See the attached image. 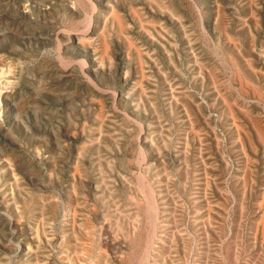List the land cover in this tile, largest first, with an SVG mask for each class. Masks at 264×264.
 I'll return each instance as SVG.
<instances>
[{
	"label": "rangeland",
	"instance_id": "rangeland-1",
	"mask_svg": "<svg viewBox=\"0 0 264 264\" xmlns=\"http://www.w3.org/2000/svg\"><path fill=\"white\" fill-rule=\"evenodd\" d=\"M0 264H264V0H0Z\"/></svg>",
	"mask_w": 264,
	"mask_h": 264
},
{
	"label": "bare ground",
	"instance_id": "bare-ground-1",
	"mask_svg": "<svg viewBox=\"0 0 264 264\" xmlns=\"http://www.w3.org/2000/svg\"><path fill=\"white\" fill-rule=\"evenodd\" d=\"M112 11V10H111ZM73 212V211H72Z\"/></svg>",
	"mask_w": 264,
	"mask_h": 264
}]
</instances>
